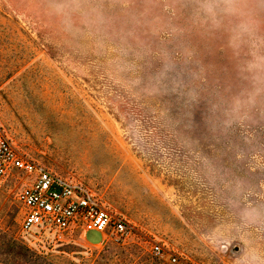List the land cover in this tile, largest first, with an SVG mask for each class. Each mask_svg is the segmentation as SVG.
<instances>
[{
  "label": "rangeland",
  "instance_id": "obj_1",
  "mask_svg": "<svg viewBox=\"0 0 264 264\" xmlns=\"http://www.w3.org/2000/svg\"><path fill=\"white\" fill-rule=\"evenodd\" d=\"M0 135L127 225L24 233L13 172L0 264H264V0H0Z\"/></svg>",
  "mask_w": 264,
  "mask_h": 264
},
{
  "label": "built area",
  "instance_id": "obj_2",
  "mask_svg": "<svg viewBox=\"0 0 264 264\" xmlns=\"http://www.w3.org/2000/svg\"><path fill=\"white\" fill-rule=\"evenodd\" d=\"M13 172L29 177L18 195L23 209L22 232H42L60 243L75 233L85 236L89 230L104 235L100 243L108 231L126 232V222L112 214L93 191L26 159L7 137L0 135V184ZM153 253L157 257L165 254L159 245L154 246ZM171 262L181 264L176 257Z\"/></svg>",
  "mask_w": 264,
  "mask_h": 264
},
{
  "label": "crops",
  "instance_id": "obj_3",
  "mask_svg": "<svg viewBox=\"0 0 264 264\" xmlns=\"http://www.w3.org/2000/svg\"><path fill=\"white\" fill-rule=\"evenodd\" d=\"M90 244V243H89ZM101 243H98V244H90V245H100Z\"/></svg>",
  "mask_w": 264,
  "mask_h": 264
}]
</instances>
